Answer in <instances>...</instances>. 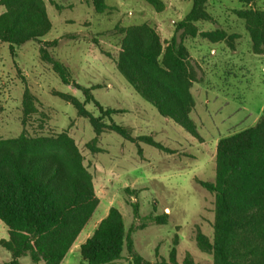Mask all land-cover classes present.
<instances>
[{"label":"rangeland","instance_id":"obj_1","mask_svg":"<svg viewBox=\"0 0 264 264\" xmlns=\"http://www.w3.org/2000/svg\"><path fill=\"white\" fill-rule=\"evenodd\" d=\"M1 1L0 15L7 10ZM44 1L52 29L43 39L58 41L50 51L68 66L74 80L96 86L93 93L105 107L122 109L114 119L133 136L151 135L169 149L132 142L108 128L97 135L90 119L79 115L75 106L58 94L84 101L78 89L64 84L42 60L41 43L29 41L17 47L14 55L9 43L0 44V138H15L23 132L32 136L68 133L84 156L100 198L62 264H80V245L112 206L124 215L127 229H133L136 250L152 264L168 259L176 237L179 264L188 253L197 264H213V255L199 248L196 235L201 230L213 237L215 194L197 179L214 180L219 139L253 126L264 110V53L253 51L245 20L237 13L248 6L237 0H207L213 19L196 22L197 35L184 39L197 72L191 87L195 99L191 115L202 137L197 139L162 116L117 67L124 36L117 27L148 23L166 46L194 0H162V10L146 0H105L102 11L93 0ZM255 6L264 10V0H256ZM216 30L226 31L225 39L213 42L204 35ZM27 89L34 97L35 111L29 113L24 101ZM86 107L99 115L94 103ZM95 137L98 140L92 144ZM133 203L139 204L138 217ZM166 213V224L150 218ZM8 238L9 229L0 219V240ZM10 259V252L0 245V261ZM21 263L34 264L29 256L21 258ZM114 264H131L128 249Z\"/></svg>","mask_w":264,"mask_h":264},{"label":"trees","instance_id":"obj_2","mask_svg":"<svg viewBox=\"0 0 264 264\" xmlns=\"http://www.w3.org/2000/svg\"><path fill=\"white\" fill-rule=\"evenodd\" d=\"M93 1L98 11L106 7L105 0ZM146 1L158 10L164 8L162 0ZM237 1L248 6L237 13L245 20L253 51L263 54L264 10L254 7L256 0ZM1 2L7 10L0 15V44L9 43L14 55L17 47L29 41L41 43L42 60L52 66L64 84L78 89L84 101L71 94H58L70 101L79 115L90 119L97 135L108 128L132 142L140 140L169 151L153 136L135 137L117 123L114 115L123 110L105 107L93 93L97 87L75 81L68 66L53 55L50 47L58 41L43 39L52 29L44 0ZM206 4L207 0H194L190 12L176 23V32L166 46L148 23L117 27L124 34L117 59L120 73L162 116L197 139L202 137L191 115L195 106L191 87L197 72L184 39L197 35L196 22L213 19ZM204 35L216 42L225 39L227 33L216 30ZM33 99L27 89L26 113L35 111ZM88 103H94L99 115L87 109ZM97 140L95 137L91 143ZM93 149L97 150L95 145ZM197 182L215 194L213 237L198 230L199 248L213 255V264H264V110L253 126L219 139L214 180ZM99 203L93 175L68 133L32 136L23 132L15 138H0V219L9 229V238L1 239L0 245L11 255L0 264H22L21 258L26 256L34 264H62ZM132 205L138 217L139 204ZM150 218L157 224L168 222L167 213ZM177 246L178 237L168 259L156 264H179ZM125 248L131 264H152L136 250L133 229H127L124 215L112 206L80 245V264H114L123 257ZM183 264L197 263L188 253Z\"/></svg>","mask_w":264,"mask_h":264}]
</instances>
